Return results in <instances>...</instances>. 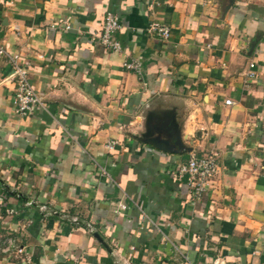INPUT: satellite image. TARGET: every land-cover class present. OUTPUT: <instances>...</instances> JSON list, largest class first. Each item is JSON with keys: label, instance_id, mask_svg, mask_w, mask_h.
<instances>
[{"label": "crops", "instance_id": "crops-1", "mask_svg": "<svg viewBox=\"0 0 264 264\" xmlns=\"http://www.w3.org/2000/svg\"><path fill=\"white\" fill-rule=\"evenodd\" d=\"M0 46L45 104L0 55V264H264V0H0ZM210 150L194 201L173 170Z\"/></svg>", "mask_w": 264, "mask_h": 264}, {"label": "built area", "instance_id": "built-area-1", "mask_svg": "<svg viewBox=\"0 0 264 264\" xmlns=\"http://www.w3.org/2000/svg\"><path fill=\"white\" fill-rule=\"evenodd\" d=\"M120 25L118 17L111 12H107L102 21L101 34L99 36L100 46L108 52L119 53L122 51L120 42L115 38L119 31ZM147 33L155 36L157 39L165 41L169 38V30L165 27L156 24L150 25ZM0 55L6 56L9 59L12 73L10 78L14 83V107L15 114L19 117H26L32 114L35 108L45 110V104L41 97L35 92L27 76V71L18 65L17 56H9L0 46ZM125 68L133 71L136 75L141 73V64L134 60L125 64ZM253 64L249 65V71L245 73V77L252 79L254 73ZM229 106L232 104L230 100L224 102ZM116 142H111L106 145L107 149H113ZM217 173V154L213 150L207 151L202 157H198L195 152H191L186 163L178 164L173 170L174 178L184 183L194 201H199L207 192L209 185ZM16 197H18V194ZM28 206L30 203L27 204ZM124 210L125 206L120 205L119 210ZM39 211L42 216H46V209L40 207ZM75 221V220H74ZM13 247L12 242H8L2 252L7 253ZM15 248V247H14ZM16 253L21 254L22 249L16 248Z\"/></svg>", "mask_w": 264, "mask_h": 264}, {"label": "rangeland", "instance_id": "rangeland-1", "mask_svg": "<svg viewBox=\"0 0 264 264\" xmlns=\"http://www.w3.org/2000/svg\"><path fill=\"white\" fill-rule=\"evenodd\" d=\"M169 107H173V106H169ZM159 116V115H158ZM152 118H154V117H151L150 119L152 120ZM164 120V121H163ZM149 118H148V120H145L144 119V122H145V125H144V127H147L148 128V125H149ZM162 122H164L163 124H166V123H170L172 126H174L173 125V118H168V117H164V118H162ZM154 127H156V126H154ZM152 128V127H151ZM174 128H175V126H174ZM155 129V128H154ZM143 130H144V128H143ZM145 132H146V130H144ZM145 132H143V134L145 135L146 133ZM149 134H151L150 132L149 133H147V135H149ZM143 135V136H144ZM6 189V188H5ZM7 190V189H6Z\"/></svg>", "mask_w": 264, "mask_h": 264}, {"label": "water", "instance_id": "water-1", "mask_svg": "<svg viewBox=\"0 0 264 264\" xmlns=\"http://www.w3.org/2000/svg\"><path fill=\"white\" fill-rule=\"evenodd\" d=\"M13 196H16V194H13ZM19 196V195H18ZM27 201V200H26Z\"/></svg>", "mask_w": 264, "mask_h": 264}]
</instances>
